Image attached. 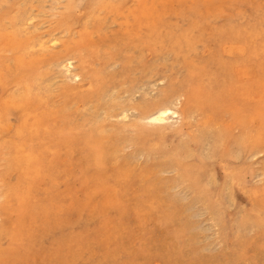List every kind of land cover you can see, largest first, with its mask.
<instances>
[{"label": "rangeland", "instance_id": "obj_1", "mask_svg": "<svg viewBox=\"0 0 264 264\" xmlns=\"http://www.w3.org/2000/svg\"><path fill=\"white\" fill-rule=\"evenodd\" d=\"M0 264H264V0H0Z\"/></svg>", "mask_w": 264, "mask_h": 264}, {"label": "bare ground", "instance_id": "obj_2", "mask_svg": "<svg viewBox=\"0 0 264 264\" xmlns=\"http://www.w3.org/2000/svg\"><path fill=\"white\" fill-rule=\"evenodd\" d=\"M68 19V18H67ZM66 19V20H67ZM19 22H21V20H19ZM70 61V60H69ZM69 66H71V62H69ZM69 70V69H68ZM78 77V76H77ZM178 96V95H177ZM161 97V96H160ZM176 99V95L175 98ZM160 100V99H159ZM168 101V100H167ZM173 101V100H172ZM171 101V102H172ZM165 102V101H164ZM163 102V103H164ZM182 102V101H181ZM161 103V101H160ZM168 104V103H167ZM172 104V103H171ZM176 105V104H174ZM186 107V106H185ZM156 108V107H155ZM180 111V109H179ZM177 109L173 108L172 105L171 106H167V105H161L158 108H156L155 110L150 111L147 115H143L142 117L150 120V122H157V123H161V124H165L167 123V121H169L170 119H172L174 116L175 117H179L180 116V112ZM124 115V114H123ZM127 116V115H125ZM187 117V116H186ZM183 116L181 115V120H182ZM185 118V117H184ZM182 123V121H181ZM180 123V124H181ZM152 125V124H151ZM177 127V126H176ZM158 129V128H157ZM173 129V128H172ZM175 131V130H174Z\"/></svg>", "mask_w": 264, "mask_h": 264}]
</instances>
